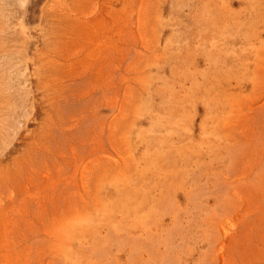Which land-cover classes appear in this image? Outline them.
Masks as SVG:
<instances>
[{
  "label": "rangeland",
  "instance_id": "1",
  "mask_svg": "<svg viewBox=\"0 0 264 264\" xmlns=\"http://www.w3.org/2000/svg\"><path fill=\"white\" fill-rule=\"evenodd\" d=\"M0 264H264V0H0Z\"/></svg>",
  "mask_w": 264,
  "mask_h": 264
}]
</instances>
